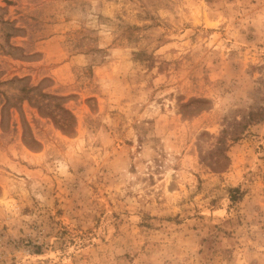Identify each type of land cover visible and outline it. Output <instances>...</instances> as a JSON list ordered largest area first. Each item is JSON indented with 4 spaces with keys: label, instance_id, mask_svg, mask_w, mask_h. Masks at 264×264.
Masks as SVG:
<instances>
[{
    "label": "rangeland",
    "instance_id": "obj_1",
    "mask_svg": "<svg viewBox=\"0 0 264 264\" xmlns=\"http://www.w3.org/2000/svg\"><path fill=\"white\" fill-rule=\"evenodd\" d=\"M264 0H0V264H264Z\"/></svg>",
    "mask_w": 264,
    "mask_h": 264
},
{
    "label": "trees",
    "instance_id": "obj_2",
    "mask_svg": "<svg viewBox=\"0 0 264 264\" xmlns=\"http://www.w3.org/2000/svg\"><path fill=\"white\" fill-rule=\"evenodd\" d=\"M263 118H264V116H263Z\"/></svg>",
    "mask_w": 264,
    "mask_h": 264
}]
</instances>
